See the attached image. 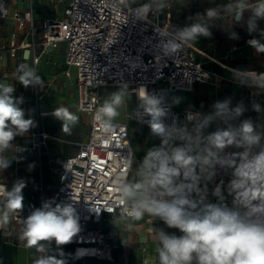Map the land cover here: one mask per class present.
Returning <instances> with one entry per match:
<instances>
[{
	"label": "clouds",
	"instance_id": "9594fccd",
	"mask_svg": "<svg viewBox=\"0 0 264 264\" xmlns=\"http://www.w3.org/2000/svg\"><path fill=\"white\" fill-rule=\"evenodd\" d=\"M228 9L236 21L242 19L245 11L251 13L249 31L256 29L257 20L264 19V0H256L254 4L235 0ZM147 10L148 5H144L137 15L142 17ZM207 16L216 17L217 11L210 9ZM199 35L209 36L210 33L206 26L196 23L180 30L178 38L188 42ZM249 43L264 52V44L257 40ZM177 47L176 43L170 44L172 50ZM17 73L19 83L25 87L42 84L41 76L26 64L19 65ZM243 79L250 80L246 76ZM251 83L259 85V77ZM15 91L14 84L0 82V153L9 148L17 135L35 126L31 118H25V111L20 107L23 101L13 95ZM125 95L124 90L112 92L96 111L95 118L103 129L112 130V122L119 115L118 108L124 103ZM139 98L144 113L150 117L151 132L161 138V145L146 152L136 169L138 179L132 182L124 179L117 184L119 218L134 222L148 215L162 221L167 228L178 230L179 235L163 229L157 232L158 264H264V146H261L264 133L257 131L251 119H245L238 127L229 124L207 136L202 135L212 121L234 119L244 112L242 105L230 108L227 100L216 102L215 111L203 118L189 114L187 120L196 122L192 129L195 135H192L186 126L164 123L166 109L161 98L146 90L139 92ZM253 109L259 112L260 106L254 104ZM52 115L62 122L65 133H70L79 121L66 106L56 107ZM228 146L243 149L238 162L230 156L221 157ZM254 147L260 150L253 153ZM217 164L234 168L230 187L237 198L232 207L193 199L198 182L202 178L210 179L211 170ZM8 166L9 162L0 155V169ZM25 186L23 180L17 181L10 190L0 185V197L4 198L0 226L8 224L10 216L23 209ZM91 210L97 214L101 210L110 214L115 211L111 206ZM80 232V217L74 204L48 200L24 220L20 239L26 242V247L43 252L45 245L41 242L67 245ZM84 253L85 250H78L77 256ZM34 264H65V261L46 256L35 260Z\"/></svg>",
	"mask_w": 264,
	"mask_h": 264
},
{
	"label": "crops",
	"instance_id": "0c3cea01",
	"mask_svg": "<svg viewBox=\"0 0 264 264\" xmlns=\"http://www.w3.org/2000/svg\"><path fill=\"white\" fill-rule=\"evenodd\" d=\"M55 1L31 0L34 18L39 20L48 16L50 11L46 6ZM130 1L133 3L150 1L159 12L161 20L177 34L183 28L196 23L206 26L209 30V36L199 35L196 40L188 42L194 48L195 54L196 52L200 53L203 59L194 54L195 57L201 60L206 68L215 70L217 75H212L208 81L197 82L192 90L170 91L172 94L170 101L178 110V116H181L177 121V126H186L189 132L195 135L192 129L196 122H187L183 117V110L200 111L201 118H203L215 111L213 105L216 102L227 100L230 108H235L237 105H242L244 108V112L233 119L232 125L238 127L245 119H251L257 126V131L264 133V77H261L264 74V52L258 51L255 46L249 43L251 40H257L259 44H264V19L257 20L256 29L249 31L248 21L251 13L245 11L242 19L236 21L234 14L228 9V6L235 0ZM4 2L8 13L6 16L0 15V82L14 84L16 91L13 95L22 99L23 103L20 107L25 111V118L33 120L37 110L52 108L46 104L38 103L37 88L35 90L37 85L25 87L19 83L17 68L21 64H26L34 68L41 76L42 84L40 85H52L54 82L57 83L58 70L64 68V50H58L59 45L56 48H50L40 56L35 64L32 60V49L28 45L29 37L25 35L24 29L18 27L17 21L12 15L14 10L26 9L27 0H4ZM248 2L254 4L256 0H248ZM210 9L217 11L216 17L207 16ZM247 38L251 39L246 41ZM21 43L22 45H20ZM245 76L250 78L249 82L244 81ZM257 77H259L260 84L251 83V80ZM249 90H253V98H249ZM99 97L100 102L103 103L105 99L100 95V91ZM176 100H179V103H175ZM254 104L260 106L259 112L253 109ZM127 105L125 115L134 112V96ZM66 107H69V110L78 116L77 100H73ZM115 120H122V118H115ZM40 122L52 135V138L47 142L49 146L47 150L51 153L54 151V153H58L61 150L63 152L66 148L60 144L57 146V142L62 143V141L68 140L75 143L87 137L88 129L85 135L82 129L77 127H72L70 133L63 132L60 129L62 122L56 119L57 123H53L50 116L41 117ZM130 125L132 135L130 136L129 131V137L133 149V161L127 180L132 182L138 179L136 169L146 152L154 147H159L161 138L153 134L150 127L142 123L134 121L130 122ZM217 129H219V123L216 119L203 129L202 135L207 136ZM30 133L31 128L22 135H17L9 148L0 153L9 162L7 168L0 169V185L6 186L9 190L20 180H23L26 185L23 189V209L17 215L10 216L8 224L0 226V264H34L35 260L46 256L62 259L65 264H158L157 232L163 229L167 233L175 232L177 235L180 233L176 229L167 228L162 221L148 215H145L142 220L134 222L120 219V214L111 215L103 220L102 228L112 245L111 260L96 257L74 259L70 243L58 246L55 241L41 242L45 245L43 252L26 247V242L20 239L23 222L29 216L25 212L26 202L32 196L37 199L41 196L45 199L52 198L56 181V176L52 177L53 182L50 180L53 171L56 170L51 166L50 159L48 157L42 159L34 149L30 148ZM176 144L179 142L177 141ZM261 146H264V138L261 140ZM22 147L26 148L22 149ZM259 150L260 147H254L252 152L256 153ZM46 151L44 149L43 153ZM242 152V148L228 146L221 153V157L230 156L233 161L238 162ZM71 153H66L65 157ZM60 166L56 170V175ZM222 167L218 169L214 167L211 170L210 179L202 178L198 182V190L193 193V199L203 203H223L229 207L233 206L237 198L236 193L230 187L234 168ZM211 195L212 199H210ZM3 204L4 198L0 197V211L3 210ZM129 225L131 226L129 227Z\"/></svg>",
	"mask_w": 264,
	"mask_h": 264
},
{
	"label": "built area",
	"instance_id": "2783aa9c",
	"mask_svg": "<svg viewBox=\"0 0 264 264\" xmlns=\"http://www.w3.org/2000/svg\"><path fill=\"white\" fill-rule=\"evenodd\" d=\"M148 5L144 15L137 12ZM4 0H0V15H7ZM13 17L19 28L29 37L32 60L36 64L40 56L50 48L64 42L63 74L70 77V67L75 70L78 92L77 106L89 115L86 139L75 142V150L64 158L54 184L52 198L38 199L32 196L25 205L31 212L48 200L74 204L80 217L81 232L74 237L71 252L74 259L96 257L111 260L112 245L102 228L105 218L120 214L121 205L117 184L127 179L133 161V149L127 120H114L111 131L103 129L95 118L102 105L99 88L104 85L121 87L134 96V112L127 119L149 127L150 119L141 107L139 92L146 90L161 98L166 109L163 117L168 126L177 125L178 110L168 97L169 91L192 90L197 82L208 81L215 70L208 69L193 54L189 42L181 41L150 1L133 3L130 0H69L61 17L45 16L36 20L31 0L26 9L14 10ZM251 38H247L249 41ZM176 43L175 50L170 44ZM22 45V43L20 44ZM37 86H35L36 90ZM249 90V98H253ZM53 109L37 110L31 127L30 148L41 157L52 135L40 118L51 116ZM189 114L197 110H183L187 122ZM219 129L232 125V118L217 119ZM237 127L235 125H232ZM26 147H22L25 149ZM216 169L223 168L217 164ZM213 196H210L212 199ZM113 207L110 214L91 208ZM78 250H85L77 256Z\"/></svg>",
	"mask_w": 264,
	"mask_h": 264
},
{
	"label": "rangeland",
	"instance_id": "374dc122",
	"mask_svg": "<svg viewBox=\"0 0 264 264\" xmlns=\"http://www.w3.org/2000/svg\"><path fill=\"white\" fill-rule=\"evenodd\" d=\"M68 2H69V0H56L54 3H49V5L46 6L47 9H49V11H50L48 16H50V17H61L63 15L64 8L68 4ZM190 43H191V41H190ZM64 46H65V43L60 42V44L58 46V50H64ZM193 54H195V51H193ZM195 55H196V57L203 59V57H202V55H200V53L196 52ZM63 62H64V59H63ZM69 71L71 73V76L65 77L63 74V69L58 70L57 75H56L57 76L56 82L58 84L54 82L53 83L54 88H53V84L52 85H40V84L37 85L38 103L46 104L48 106H51L52 109H55L56 106L59 107V105L61 103H63L62 106H66V105L68 106L70 102H72L73 100L74 101L77 100L78 92H77V88H76V84H75V70L73 67H70ZM118 90H122V88L118 87V86H114V85H104V86H101L99 88L100 95L104 99L109 98L112 92L118 91ZM171 95L172 94L169 91L168 97L170 100H171ZM132 97H133L132 93H126L124 103L118 108L119 115L116 117V119L122 118V120H127L128 124H129L130 136L132 135V128H131L130 122H134V121H132L131 119H127L124 115L127 111V107H128L127 104L129 102H131ZM73 113H75V112H73ZM78 117H79V121L74 127L82 129V132L85 135L86 131L88 129L89 115L79 111ZM180 117L181 116L179 115L178 119H180ZM50 118L54 121L53 123H57V122H55L56 118L54 116H50ZM53 129H54V127H53ZM60 129H62V127H60ZM59 144H60V146L61 145L66 146V148L64 147L65 149L63 150V152L61 150L60 152L57 151L58 153H54L55 151L53 149L54 152L51 153V151L47 150L49 148V146L47 145V147L44 148L45 151L46 150L47 151L45 153H42V155H41L42 159L44 157H48L50 159L51 166L53 168H56V170L61 165V163L65 157V154L71 153L75 149V143L72 141L64 140V141H62V143L57 142V146H59ZM56 170L53 171V175L50 178V180L52 182L54 181V179L52 177L56 176V178H57Z\"/></svg>",
	"mask_w": 264,
	"mask_h": 264
}]
</instances>
